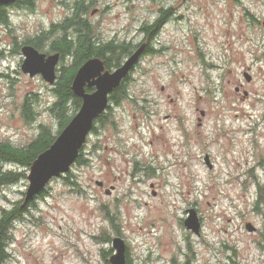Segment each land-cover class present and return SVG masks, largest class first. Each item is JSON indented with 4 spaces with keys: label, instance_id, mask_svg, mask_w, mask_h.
I'll list each match as a JSON object with an SVG mask.
<instances>
[{
    "label": "rangeland",
    "instance_id": "obj_1",
    "mask_svg": "<svg viewBox=\"0 0 264 264\" xmlns=\"http://www.w3.org/2000/svg\"><path fill=\"white\" fill-rule=\"evenodd\" d=\"M123 5L110 11V29L119 25L126 41L139 42L138 25L152 2ZM174 5L157 51L130 72L131 99L112 105L109 125L94 123L82 148L87 162L63 175L77 184L53 177L31 200L13 222L5 264H111L114 236L124 240L131 264H264L257 235L245 229L246 222L260 228L264 218V30L249 26L246 14L264 20V0ZM41 8L39 2L36 15L15 18V26L38 32L46 22ZM22 59L0 57V139L18 146L39 124L58 129L50 111L55 83L21 72ZM27 96L30 122L21 114ZM15 169L25 177L0 192L4 209L28 186V169ZM190 207L199 235L183 225Z\"/></svg>",
    "mask_w": 264,
    "mask_h": 264
},
{
    "label": "flooded vegetation",
    "instance_id": "obj_2",
    "mask_svg": "<svg viewBox=\"0 0 264 264\" xmlns=\"http://www.w3.org/2000/svg\"><path fill=\"white\" fill-rule=\"evenodd\" d=\"M39 2L42 4L41 16H45L46 22L40 25L38 32L31 35V30H26L25 23L16 27L14 19L30 14L36 15L35 10ZM125 2L126 0H12L7 3H0V57L10 53L22 54V47L24 45H32L39 52L45 53L46 56H58L55 65L56 76H58L60 70L69 67L73 63L72 50L70 49L68 53H65L67 50L58 41L66 36V40L76 43L79 37L78 33L86 31L89 33L92 46L97 50L104 51L103 56L92 54L90 57L101 58L105 69L113 70L116 67L106 68L103 57L110 58L112 55H115L111 52L121 53L123 45L125 46V42L127 41L120 35L121 30L119 25L110 29L111 20L109 15L111 16L110 11L112 9L119 8ZM151 2L152 5L148 8L150 14L141 19L138 25V30L142 34L141 40L135 43L130 41L132 44H136V47L142 43L145 44L141 56L157 51L154 48L156 42L161 37L160 35L164 33L165 27L175 19L174 0H151ZM182 2H186V0H182ZM50 10H55L58 14L54 16L56 13L52 12V15L49 17ZM246 14L249 15V26L256 27L260 24L264 30V20H259L255 13L246 11ZM116 22L117 20L114 21V23ZM18 30L22 32L20 36L16 35V31ZM146 34H149L151 37H146ZM261 49L264 55V45ZM241 85V83L238 84L237 92L240 91ZM87 88H92L88 92L94 90L93 87L86 85L85 90ZM21 195L24 194L22 193ZM30 202L25 204V210H27ZM261 230L262 225L260 228L256 227V230L251 232V234L257 235L256 241L262 237Z\"/></svg>",
    "mask_w": 264,
    "mask_h": 264
},
{
    "label": "water",
    "instance_id": "obj_3",
    "mask_svg": "<svg viewBox=\"0 0 264 264\" xmlns=\"http://www.w3.org/2000/svg\"><path fill=\"white\" fill-rule=\"evenodd\" d=\"M12 0H0V3H7ZM145 44L137 46L123 62L113 70L105 69L104 62L99 57H90L84 61L76 70L71 89L73 94L81 99L78 111L70 118L68 123L56 134L52 143L34 158L28 168L26 175L28 186L24 192L21 207L29 203L38 196L45 185L53 177L65 175L70 171L72 164L82 150L88 134L91 132L95 119L106 111L109 103L110 93L117 88L122 80L126 78L131 70L138 63ZM23 60L21 71L29 76L39 74L43 80L50 85L56 81L55 65L58 60L57 55H45L39 52L32 45L22 47ZM246 80H250V75L245 73ZM93 87V91H86L85 86ZM246 93V92H245ZM202 114V111H201ZM208 167L212 164L207 155L204 157ZM96 184L103 185L101 180ZM153 186V184H151ZM110 190L107 189V193ZM155 194V191H152ZM187 216L183 219V225L196 235L200 233L201 222L194 207L186 209ZM245 229L252 232L256 227L250 223H245ZM111 245L114 254L110 256L111 264H127L126 244L120 236L111 238Z\"/></svg>",
    "mask_w": 264,
    "mask_h": 264
},
{
    "label": "trees",
    "instance_id": "obj_4",
    "mask_svg": "<svg viewBox=\"0 0 264 264\" xmlns=\"http://www.w3.org/2000/svg\"><path fill=\"white\" fill-rule=\"evenodd\" d=\"M65 36V35H64ZM78 40L76 43L66 40L65 37L60 39L58 43L64 45V48L67 50L65 53H68V50H72V59L73 63L67 68L60 70L58 72L57 81L52 88V93L54 95V102L50 107V111L53 112L55 117L58 118V129L56 134L68 123L70 118L74 115L75 111L78 110L81 100L77 98L71 89V83L73 76L77 68L92 54L98 56H103L104 51L95 49L89 38V33L86 31H80L78 33ZM146 37H151L149 34H146ZM136 44H132L130 41L125 42L123 45L122 52L114 53L110 58L103 57L105 61L106 68H113L119 66L123 60L134 51ZM114 62V63H112ZM139 63V61H138ZM137 63V64H138ZM136 64V65H137ZM133 70V69H132ZM131 70V71H132ZM130 78L129 75L126 76L120 83V85L115 88L109 96L110 105L107 106L105 112L100 114L94 121L100 126L109 125L111 123L110 115L112 105H118L125 100L131 99V95L128 90L127 82ZM87 91L92 90V88H87ZM33 98L30 100L29 96L25 98L21 106V114L26 122H30L33 119V111L31 108ZM96 126H93L92 132H96ZM56 134L52 133L51 128L45 124H39L36 136L27 144L18 146L14 145L12 142L6 139L0 140V192L5 186L14 185L25 177L24 172L17 171L15 168H27L30 166L34 158L41 151L46 149L54 140ZM83 150H80V154L77 157L75 163L81 165L87 162V159L83 157ZM5 166H10L13 168H4ZM65 181L70 185H76V181L70 180L68 176H63ZM256 180V176L254 175ZM44 192V191H42ZM41 192V193H42ZM40 193V194H41ZM24 194V192H23ZM260 192L256 197L255 203L257 204L260 199ZM23 200V199H22ZM22 200L19 199L15 202H12L10 209H4L0 206V264H5V262L11 257L8 245L11 238V230L13 222L15 220H20L23 218V213L25 210V205L21 207ZM31 203V202H30ZM116 230V228H114ZM262 237L260 240L255 241V244L260 249H264V218L262 221ZM118 235L119 233L116 232ZM104 239V238H102ZM127 264H131L130 260L126 257ZM171 264H179L175 259H171ZM183 264H189L186 260Z\"/></svg>",
    "mask_w": 264,
    "mask_h": 264
}]
</instances>
